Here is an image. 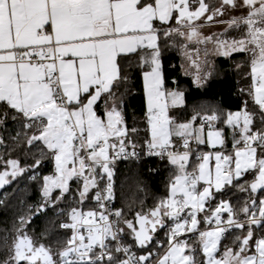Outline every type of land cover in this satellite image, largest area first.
Here are the masks:
<instances>
[{
	"label": "snow or ice",
	"instance_id": "obj_1",
	"mask_svg": "<svg viewBox=\"0 0 264 264\" xmlns=\"http://www.w3.org/2000/svg\"><path fill=\"white\" fill-rule=\"evenodd\" d=\"M171 48L195 88L211 56L240 55V107L189 104ZM136 73L143 130L126 119ZM141 156L168 169L166 194L118 207L116 162ZM0 210V264H264V0H0Z\"/></svg>",
	"mask_w": 264,
	"mask_h": 264
},
{
	"label": "trees",
	"instance_id": "obj_2",
	"mask_svg": "<svg viewBox=\"0 0 264 264\" xmlns=\"http://www.w3.org/2000/svg\"><path fill=\"white\" fill-rule=\"evenodd\" d=\"M242 59L240 55L233 54L228 58L217 56L213 60L215 70L213 76L210 77L202 87L195 88L192 85V79L184 75L180 67V58L176 51L168 49L164 52L163 66L167 79L170 81L172 77H176L178 86L186 92V99L191 104L193 101H205L209 104L218 105L225 110H237L241 103L242 97L238 91L237 81L241 80V73L234 68V62ZM170 66H175L174 69ZM132 94L125 98L126 100V119L128 125L135 126L143 130L144 122L143 116V86L142 79L139 73H136L130 81ZM170 87L172 85H169ZM187 111L190 113L192 109L189 107ZM8 128L12 129L11 122L8 123ZM143 131H141V137ZM206 150V148H205ZM157 168L158 171L151 173L149 168ZM52 169L50 164H45L41 169L42 174H49ZM116 185H117V199L116 203L119 207L121 204L132 203L135 201V206L140 207L139 200H143L145 207H152L154 202L166 194V184L169 178V171L159 164L155 158H146L137 162H127L116 164ZM142 181L140 188L137 190L136 181ZM243 182V181H242ZM121 185H124L121 188ZM12 188H18L17 198H23L28 203L37 200L38 186L34 183L28 182L26 179L21 181L18 185L13 184ZM12 188L8 191L11 192ZM235 192V189L233 190ZM231 195V193L229 194ZM247 194L236 192V196L243 199ZM236 196H233L235 202ZM13 206L18 210L17 200H12ZM14 211L0 210V242L4 236L5 230L10 229L13 222ZM45 226L43 217L36 219L33 222V229L39 231ZM30 234L32 230L30 229ZM160 236L163 237L164 232L160 231Z\"/></svg>",
	"mask_w": 264,
	"mask_h": 264
},
{
	"label": "rangeland",
	"instance_id": "obj_3",
	"mask_svg": "<svg viewBox=\"0 0 264 264\" xmlns=\"http://www.w3.org/2000/svg\"><path fill=\"white\" fill-rule=\"evenodd\" d=\"M214 31H218L219 29H213ZM203 47V46H201ZM171 50L176 51L177 54L179 55L180 58V67L183 64L184 65V71H182V73L184 75H186L185 73H188L187 76H189L192 79V74L196 73V68L192 67L191 65L188 64V62L185 60V58L182 56L181 51L179 50V48H171ZM194 55V54H193ZM217 56H211L210 59L213 63L214 58ZM201 59H203V54H201ZM214 74L212 73V75L210 77H212ZM209 77V78H210ZM143 86V85H142ZM205 150V149H204ZM207 150V149H206ZM89 203H87L85 206H87ZM190 233H186L183 234L184 236H188ZM192 239V235L190 237V240Z\"/></svg>",
	"mask_w": 264,
	"mask_h": 264
},
{
	"label": "built area",
	"instance_id": "obj_4",
	"mask_svg": "<svg viewBox=\"0 0 264 264\" xmlns=\"http://www.w3.org/2000/svg\"><path fill=\"white\" fill-rule=\"evenodd\" d=\"M142 159H146V158H144L143 156H141V159L140 160H142ZM127 162H136V161H132V160L125 161V160L121 159V160H118L116 162V164H119V163H127ZM93 206H94V202H89V204L87 206H85V210H87L89 207H93ZM188 236H187V238H188Z\"/></svg>",
	"mask_w": 264,
	"mask_h": 264
},
{
	"label": "crops",
	"instance_id": "obj_5",
	"mask_svg": "<svg viewBox=\"0 0 264 264\" xmlns=\"http://www.w3.org/2000/svg\"><path fill=\"white\" fill-rule=\"evenodd\" d=\"M191 235H192V234L190 233L189 236H188L189 239H190Z\"/></svg>",
	"mask_w": 264,
	"mask_h": 264
}]
</instances>
